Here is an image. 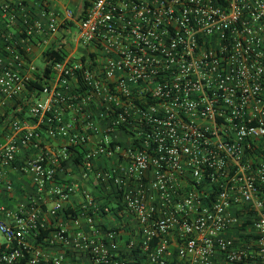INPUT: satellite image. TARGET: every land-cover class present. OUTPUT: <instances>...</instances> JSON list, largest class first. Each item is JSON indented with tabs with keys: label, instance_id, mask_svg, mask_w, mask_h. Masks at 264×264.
I'll list each match as a JSON object with an SVG mask.
<instances>
[{
	"label": "built area",
	"instance_id": "obj_1",
	"mask_svg": "<svg viewBox=\"0 0 264 264\" xmlns=\"http://www.w3.org/2000/svg\"><path fill=\"white\" fill-rule=\"evenodd\" d=\"M47 6H0L24 29L0 44V186L14 170L36 190L0 205V264H264V0L67 9L70 53L31 91L33 37L61 25ZM66 163L105 197L84 189L72 228L50 223L79 187L58 182Z\"/></svg>",
	"mask_w": 264,
	"mask_h": 264
},
{
	"label": "crops",
	"instance_id": "obj_2",
	"mask_svg": "<svg viewBox=\"0 0 264 264\" xmlns=\"http://www.w3.org/2000/svg\"><path fill=\"white\" fill-rule=\"evenodd\" d=\"M44 0H0V6L5 3H23L28 8L31 16L36 18L39 16L40 12L42 11L41 3ZM48 2L47 10L52 12L58 16L59 23L61 24L64 29H67L70 25L68 22L64 20L65 18V11L67 9L74 10L75 14L81 13L83 9V2L84 0H46ZM74 5L73 8H69V6ZM1 13V11H0ZM64 29H59L56 34H49L46 36H38L34 35L33 37V45H32V54L29 57V60L34 63L35 58L42 56L43 52L49 47H58L63 43L62 40L66 33ZM12 36H23L24 29L20 25V23L16 25H12L7 27L6 20L2 19L0 14V44L2 43V36L9 35ZM1 133V129H0ZM4 142L3 137L0 134V143ZM52 143V142H51ZM48 148L51 146L54 148V145H47ZM34 154L33 151H26L23 154L22 159L25 156H29ZM65 171L60 173L58 176V182L61 185H66L72 181L78 184V190L73 195L69 201L65 203V208H70L72 213H77V215L81 212V206L84 203V199L82 197V191L87 189V191L92 192L95 198H99L102 194V190L95 179H87L83 177V172L80 166L73 165L72 163L65 164ZM9 178L14 182V191L13 193H8L3 186H0V205H4L9 209H16L21 204H26L35 194V186L31 181L23 176L18 171H8ZM44 200L45 209H50L53 206V199H50L48 196L45 195ZM110 207H113L110 203ZM76 216V215H75ZM67 218L65 215H58L56 219H50V223L56 225H62L67 228H72V219L75 217ZM120 222L123 218H117L114 213L107 215L103 221L110 224L116 225L118 221ZM54 222V223H53Z\"/></svg>",
	"mask_w": 264,
	"mask_h": 264
},
{
	"label": "trees",
	"instance_id": "obj_3",
	"mask_svg": "<svg viewBox=\"0 0 264 264\" xmlns=\"http://www.w3.org/2000/svg\"><path fill=\"white\" fill-rule=\"evenodd\" d=\"M93 0H84L83 2V10L87 9L91 6ZM70 53V47L67 44V42H63L58 47H49L47 48L43 54L42 57L45 62L44 68L41 70V73L37 75V80H31L28 84L29 90H35L41 91L43 89V86L47 84V79L51 78L54 74L53 66L56 62L63 60L68 54ZM37 96H40V93H38ZM32 99V98H30ZM14 108L17 109V106L14 105ZM10 108H8L5 111V114L0 113V126L8 116L10 112ZM27 112V105L23 104L22 108L20 109V112H18V115L22 118L26 115ZM75 162L77 164H80V158L75 159ZM105 198L104 196H100L98 199ZM109 203V202H108ZM112 210L114 207L111 208ZM58 215H65L67 218L73 217L77 215V213H72L70 208H64L62 211L58 213Z\"/></svg>",
	"mask_w": 264,
	"mask_h": 264
},
{
	"label": "rangeland",
	"instance_id": "obj_4",
	"mask_svg": "<svg viewBox=\"0 0 264 264\" xmlns=\"http://www.w3.org/2000/svg\"><path fill=\"white\" fill-rule=\"evenodd\" d=\"M69 6V5H68ZM73 6L74 5H71V6H69V8H73ZM59 29L61 30V29H64V27H62L61 25H60V27H59ZM75 32V26H72L71 28H69V35H68V41H66L67 42V44L68 45H70V46H72L73 44H72V39H73V33ZM34 66L35 67H37L39 70H42L43 68H44V66H45V62H44V59H43V57L42 56H39V57H37V58H35V61H34ZM1 241H3V238L1 237V235H0V242Z\"/></svg>",
	"mask_w": 264,
	"mask_h": 264
}]
</instances>
